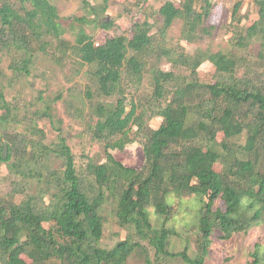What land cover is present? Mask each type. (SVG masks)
Returning a JSON list of instances; mask_svg holds the SVG:
<instances>
[{"label": "trees", "instance_id": "obj_1", "mask_svg": "<svg viewBox=\"0 0 264 264\" xmlns=\"http://www.w3.org/2000/svg\"><path fill=\"white\" fill-rule=\"evenodd\" d=\"M162 1L131 25L129 38L125 31L99 45L83 28L68 41L53 0H0V54L12 56L8 69L14 78L30 76L34 56L44 51H55L57 63L73 54L80 67H94L85 96L91 99L93 91L100 100L86 113L87 127L106 155L101 164H79L61 132L44 144L38 122L52 117L20 115L0 84V167L14 184L21 180L0 199V264H126L133 258L142 264H205L213 241L264 226V0L253 2L258 18L246 28L239 27L241 3L233 5L231 50L194 55L156 43L153 29L160 24L164 37L180 20L188 43L210 37L211 3ZM108 2L84 1L85 15L77 21L87 25L86 16L101 23ZM101 25L118 28L114 22ZM254 44L258 54L247 62L242 51ZM161 59L186 68L189 76L163 72L156 66ZM204 63L213 67L214 83L200 80ZM112 97L113 104L104 100ZM153 119L161 120L157 129L148 126ZM139 136L144 164L124 167L110 151H123ZM188 206H195L198 232L193 257L168 250L175 218ZM106 208L127 232L112 248L101 246ZM251 257L249 264H264V248L255 245Z\"/></svg>", "mask_w": 264, "mask_h": 264}, {"label": "rangeland", "instance_id": "obj_2", "mask_svg": "<svg viewBox=\"0 0 264 264\" xmlns=\"http://www.w3.org/2000/svg\"><path fill=\"white\" fill-rule=\"evenodd\" d=\"M86 1L89 5H101L103 0H53L57 6L59 16L62 18V25L66 29L65 38L73 42L74 38L83 28L84 32L93 38L95 43L103 44L107 39H113L127 32L125 36L130 37L129 31L134 22L142 21L148 14L157 11L162 0H109V14L102 15L100 22H93V17H86L87 25L79 23L77 20L84 17V4ZM227 0H219L211 3V15L209 25L214 27L210 37L202 38L194 43H188L181 38L182 22L176 20L172 27L165 31L164 37H160L162 26L158 24L154 29L156 43L168 49L174 50L175 53H185L194 55L198 50L217 52L229 51L232 49L231 37L234 35L231 24L237 19L231 17L233 5ZM197 6V10H198ZM257 6L255 3L245 1L240 4L239 18L241 20L239 27H249L257 20ZM73 18V19H72ZM102 22H114L116 28H102ZM236 25V24H235ZM47 41H51L50 38ZM259 51L258 45L254 44L247 50L242 51L247 62L255 60ZM11 55L0 54V84L6 88L7 100L15 99L20 107L21 114L26 115L31 120L36 119L35 113L42 114L46 112L49 116L41 118L38 122V129L42 130L45 135L44 144L49 145L55 142L59 132L67 138V143L75 156L76 162L84 164L87 160L92 159L96 163L105 162L106 155L102 144L92 140L86 113L91 112V108L100 100L96 92L92 91V98L87 99L85 89L91 82V71L94 67L82 68L78 65V59L75 55H70L63 63H57L58 54L43 52L35 55L33 64L30 67V76L14 78L8 69ZM156 66L163 72H171L176 76L186 78L189 71L179 65H176L166 59L156 62ZM251 79L250 71H243L241 75ZM262 75V73H260ZM199 77L202 82L214 83V69L209 63H204L199 70ZM240 77V75H238ZM9 85V87L7 86ZM95 90V88H93ZM60 97L59 100H56ZM39 99V100H38ZM53 100L56 102L51 103ZM109 104H113L115 97L104 99ZM130 100H127V110L130 108ZM50 107V109H48ZM161 120L153 119L148 122V126L157 129ZM31 131V130H30ZM37 137V136H36ZM222 135H219V140ZM137 141L129 144L123 151H110L113 158L120 162L124 167L131 169H140L144 164L143 141L138 137ZM7 176L5 167H0V199H5L11 193L15 186L19 187L21 180H14ZM185 203L183 204V207ZM195 206H188L181 216V227L174 225L175 233L170 238V253H184L188 257H193L196 251L195 245L198 232L191 223L183 226L186 217H192ZM190 210V211H189ZM106 222L104 225L105 239L101 246L112 248L118 240L127 236V232L121 228L113 216L110 208H106L104 213ZM48 227L47 224H44ZM178 235V236H177ZM218 237L219 234L215 233ZM145 245V243H144ZM255 245L264 248V226L257 227L247 234H236L228 241H213L209 255L205 259V264H249L252 260L251 254ZM153 255V252L150 253ZM23 259L29 263L26 256ZM165 264H187L181 259H166ZM126 264H142L138 258L129 260Z\"/></svg>", "mask_w": 264, "mask_h": 264}, {"label": "clouds", "instance_id": "obj_3", "mask_svg": "<svg viewBox=\"0 0 264 264\" xmlns=\"http://www.w3.org/2000/svg\"><path fill=\"white\" fill-rule=\"evenodd\" d=\"M168 203L171 204V203H172V200L169 199ZM149 212H150V214H152V213L154 212V210H149ZM182 215H183V212L181 213V216H182ZM181 216H177V217L175 218V223H176L177 228H179V227L182 226L181 223H180V221H181ZM191 223H194L193 218H192V217H186V218L184 219V224H183V226H188V225L191 224Z\"/></svg>", "mask_w": 264, "mask_h": 264}, {"label": "built area", "instance_id": "obj_4", "mask_svg": "<svg viewBox=\"0 0 264 264\" xmlns=\"http://www.w3.org/2000/svg\"><path fill=\"white\" fill-rule=\"evenodd\" d=\"M173 3H175V5L179 6L180 4H182L185 0H172ZM208 1L209 3H216L218 2L219 0H206ZM230 2V4L232 3H244L245 1H249V0H227ZM255 0H251V2H254ZM258 1V0H257ZM95 46H98V44H95Z\"/></svg>", "mask_w": 264, "mask_h": 264}, {"label": "water", "instance_id": "obj_5", "mask_svg": "<svg viewBox=\"0 0 264 264\" xmlns=\"http://www.w3.org/2000/svg\"><path fill=\"white\" fill-rule=\"evenodd\" d=\"M4 153H5V156H6V153H7V149H5Z\"/></svg>", "mask_w": 264, "mask_h": 264}]
</instances>
